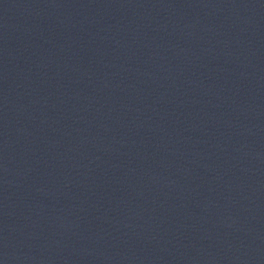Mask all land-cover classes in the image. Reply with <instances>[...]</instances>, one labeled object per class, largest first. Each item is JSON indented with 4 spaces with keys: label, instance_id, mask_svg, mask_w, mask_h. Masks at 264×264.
<instances>
[{
    "label": "water",
    "instance_id": "water-1",
    "mask_svg": "<svg viewBox=\"0 0 264 264\" xmlns=\"http://www.w3.org/2000/svg\"><path fill=\"white\" fill-rule=\"evenodd\" d=\"M0 264H264V163L0 133Z\"/></svg>",
    "mask_w": 264,
    "mask_h": 264
}]
</instances>
